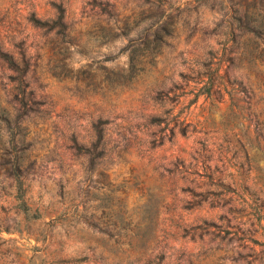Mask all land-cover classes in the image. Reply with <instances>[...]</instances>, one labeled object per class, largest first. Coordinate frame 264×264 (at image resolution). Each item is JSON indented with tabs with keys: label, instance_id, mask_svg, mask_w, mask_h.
<instances>
[{
	"label": "rangeland",
	"instance_id": "374dc122",
	"mask_svg": "<svg viewBox=\"0 0 264 264\" xmlns=\"http://www.w3.org/2000/svg\"><path fill=\"white\" fill-rule=\"evenodd\" d=\"M52 2L66 8L65 69L27 20L53 19ZM239 18L264 31V0H0L3 48L19 57L24 41L43 103L23 122L19 177L0 150V264H264V219L257 244L238 240L264 217V34L251 57ZM11 74L0 68V106L14 118ZM182 122L187 137L171 133ZM97 126L91 170L71 146L91 148ZM205 220L215 233L195 230Z\"/></svg>",
	"mask_w": 264,
	"mask_h": 264
},
{
	"label": "trees",
	"instance_id": "16d2710c",
	"mask_svg": "<svg viewBox=\"0 0 264 264\" xmlns=\"http://www.w3.org/2000/svg\"><path fill=\"white\" fill-rule=\"evenodd\" d=\"M51 6L53 10L55 11V17L53 19L48 20H42L40 19L35 12H32L28 17V23L36 30L42 31L45 36L52 35L53 36V42H55L56 46H59V48L62 51L61 55V66L63 69L66 67V59L69 57V49L67 47V42L70 37L69 33V25L66 23V8L64 7V4L52 2ZM239 24L237 27H231V33L233 35L241 34V33H251L253 34V39L250 43V56L252 57L254 53L259 49L262 36L264 34V31L262 28L252 27L249 23H243V19L239 18L237 19ZM156 45H160V43L163 41V38L161 34H158V37L155 39ZM235 41L231 44V52L235 53L236 48ZM149 48V46H147ZM28 47L25 46L24 41L20 43L19 45V52L18 56L15 57L13 54L7 52L3 48V43L0 40V68L10 71L12 74L9 76V81L11 84L14 85V91L17 92V95L15 96V102H16V112L17 115L12 118L11 112L6 108H1L0 106V122L4 123L7 127V132L9 133L8 140H4L2 136V132L4 131L3 126L0 127V150H3L6 155H11L12 160L9 161L12 165V174L14 177L20 176V170L22 166V156L20 153L16 150L20 144L25 143V137H26V128L23 126V122L25 119H28L31 117L32 114H41L40 107L43 106V103L41 101H38L36 99L35 90L31 87V83L28 79L29 70L31 67V58L28 56ZM230 78V77H229ZM114 79L117 81L119 80V73H115ZM231 79V78H230ZM210 83L207 82L205 86H208ZM234 84V91H236L240 95L248 96V89L244 85L242 81H238L236 79L233 80L231 83V86ZM208 88V93H209ZM161 96V92L157 94L156 100L159 99ZM234 107H236V104H233ZM14 119V120H12ZM163 121L161 118H153L151 120V125L160 127ZM103 125L102 123H100ZM191 127V124H186L185 122H182L180 125H175L173 129H171V133L175 135V129H178L180 134L183 137L188 136V130ZM98 139L95 144L92 145L91 148L85 147L83 145H80L76 140L73 141V145L71 146V150L75 152L77 156H86L90 159V169L93 170L96 165L98 164L101 153H98V150L102 147V143L105 139V132L102 127L97 126L96 127ZM257 136L260 137L264 141V130L263 131H256ZM234 141L235 149H240L245 152H247L245 144L242 142L241 139H237L236 136ZM237 139V140H236ZM229 145L231 146L230 141ZM164 141L161 140L159 142V145H163ZM154 146L156 145L155 142H153ZM153 146V148H154ZM200 196H204V193H201ZM206 198L204 197L201 202H205ZM216 206V203H211L210 207ZM219 206V205H217ZM257 217L251 224V231L249 234H244L243 237L239 238V241H244L250 243V244H257V241L253 238V236L257 235L260 230L263 229L262 227V221L264 217L261 215V211L258 210ZM215 224L212 222H208L205 220L202 224V226H196L195 230H202L205 232H208L215 230ZM254 229V230H253ZM1 231V228H0ZM231 234V233H227ZM237 233L231 237L226 244L230 245V243L236 238ZM202 238V234H201ZM194 239V236L192 237ZM225 237L221 239V242H225Z\"/></svg>",
	"mask_w": 264,
	"mask_h": 264
}]
</instances>
